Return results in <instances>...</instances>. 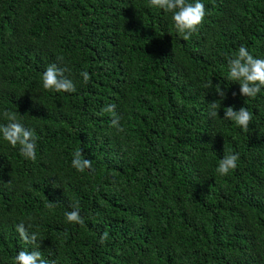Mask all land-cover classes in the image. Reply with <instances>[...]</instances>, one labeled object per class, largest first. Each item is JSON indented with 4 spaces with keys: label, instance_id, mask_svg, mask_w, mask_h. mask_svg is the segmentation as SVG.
Returning <instances> with one entry per match:
<instances>
[{
    "label": "trees",
    "instance_id": "1",
    "mask_svg": "<svg viewBox=\"0 0 264 264\" xmlns=\"http://www.w3.org/2000/svg\"><path fill=\"white\" fill-rule=\"evenodd\" d=\"M200 2L185 40L149 0H0V125L13 112L36 138L32 160L0 134V264L21 250L50 264H264V86L246 97L228 76L241 45L264 59V0ZM51 64L74 92L43 88ZM229 106L252 113L247 129ZM74 203L83 225L67 222Z\"/></svg>",
    "mask_w": 264,
    "mask_h": 264
},
{
    "label": "clouds",
    "instance_id": "2",
    "mask_svg": "<svg viewBox=\"0 0 264 264\" xmlns=\"http://www.w3.org/2000/svg\"><path fill=\"white\" fill-rule=\"evenodd\" d=\"M149 6L162 9L165 12H171L174 27L177 33L185 40L190 38L205 17V6L200 0H195L194 3H190L188 0H149ZM228 68L229 78L239 82L241 95L255 97L261 92V87L264 86V59L254 58L247 48L241 45L238 51L228 58ZM65 71H68V69L58 68L55 64L49 65L42 75L43 88L56 92H74L76 90L75 85L72 80L64 76ZM81 76L84 82H88L91 79L87 71H82ZM216 92L219 93L221 99L226 95L220 86L216 89ZM211 107L213 109L211 115L216 116L218 113L215 111L217 108L215 101L211 103ZM103 111L113 114L112 125L122 132L123 128L119 123L120 117L115 113V105L110 104ZM4 117L8 123L0 125V134H2L3 139L8 141L13 147L19 145L22 156L35 160L36 138L32 130L25 128L13 112L6 111ZM223 117L234 121L242 129H247L252 120V113L246 107H241L237 111L229 106L224 111ZM72 155L71 163L77 171L84 172L86 169H92V162L90 159L83 157L82 149L75 151ZM238 159V153L225 154L220 160L216 171L222 176L227 175L230 170H234L237 167ZM48 206L51 207V205ZM72 207V211L65 213L67 222L83 225L85 221L80 215L79 204L74 203ZM30 227L31 225L25 227V224L21 222L16 225V230L26 244H36L37 233H29L28 229ZM107 238L108 234L105 232L100 236L99 242L103 244ZM14 264H50V262L42 259L39 251L21 250L15 256Z\"/></svg>",
    "mask_w": 264,
    "mask_h": 264
}]
</instances>
